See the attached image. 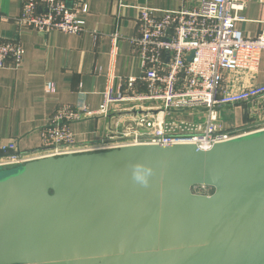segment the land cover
I'll use <instances>...</instances> for the list:
<instances>
[{
    "label": "water",
    "instance_id": "obj_1",
    "mask_svg": "<svg viewBox=\"0 0 264 264\" xmlns=\"http://www.w3.org/2000/svg\"><path fill=\"white\" fill-rule=\"evenodd\" d=\"M0 264H264V129L0 167Z\"/></svg>",
    "mask_w": 264,
    "mask_h": 264
},
{
    "label": "built area",
    "instance_id": "obj_2",
    "mask_svg": "<svg viewBox=\"0 0 264 264\" xmlns=\"http://www.w3.org/2000/svg\"><path fill=\"white\" fill-rule=\"evenodd\" d=\"M245 2L197 0L190 7L162 11L140 7L135 17L137 33L130 39L140 75L121 79L116 86L107 84L95 110L58 105L41 128L39 148L21 150L12 139L0 145V167L138 144H194L209 149L263 130L264 86L251 83L235 89L225 78L226 72L236 70L254 75L264 50V30L248 37L235 28ZM87 12L82 0H21L16 23L43 34L55 30L80 34ZM22 54L18 39H0V68L10 60L17 65ZM45 91L53 92L54 84L47 82ZM236 105L250 107L255 119L243 127H224L217 109ZM88 118L103 119L108 132L97 143H78L70 124ZM207 189L197 186L194 191L210 194Z\"/></svg>",
    "mask_w": 264,
    "mask_h": 264
},
{
    "label": "crops",
    "instance_id": "obj_3",
    "mask_svg": "<svg viewBox=\"0 0 264 264\" xmlns=\"http://www.w3.org/2000/svg\"><path fill=\"white\" fill-rule=\"evenodd\" d=\"M82 1L88 6L82 33L55 30L43 34L18 27L21 0H0V39H18L23 49L17 65L10 60L7 67L0 68V145L13 139L21 150L37 149L41 145V128L58 105H85L95 110L103 101L107 84L116 86L121 79L139 76L140 61L130 39L137 33L135 17L140 7L178 10L197 2ZM239 15L235 28L242 35L255 37L264 30V0H246ZM225 78L235 89L251 83L264 86V50L254 75L236 70L226 72ZM49 81L54 84L51 93L45 91ZM217 116L227 128L243 127L255 119L247 105L220 107ZM106 125L103 119L88 118L71 123L70 129L78 143H97L108 132Z\"/></svg>",
    "mask_w": 264,
    "mask_h": 264
},
{
    "label": "clouds",
    "instance_id": "obj_4",
    "mask_svg": "<svg viewBox=\"0 0 264 264\" xmlns=\"http://www.w3.org/2000/svg\"><path fill=\"white\" fill-rule=\"evenodd\" d=\"M138 180L143 181L145 184L147 183L146 179L143 176H137L136 177Z\"/></svg>",
    "mask_w": 264,
    "mask_h": 264
},
{
    "label": "trees",
    "instance_id": "obj_5",
    "mask_svg": "<svg viewBox=\"0 0 264 264\" xmlns=\"http://www.w3.org/2000/svg\"><path fill=\"white\" fill-rule=\"evenodd\" d=\"M207 190L209 191V193H211L213 191V189L212 188H209V187H208Z\"/></svg>",
    "mask_w": 264,
    "mask_h": 264
},
{
    "label": "rangeland",
    "instance_id": "obj_6",
    "mask_svg": "<svg viewBox=\"0 0 264 264\" xmlns=\"http://www.w3.org/2000/svg\"><path fill=\"white\" fill-rule=\"evenodd\" d=\"M11 167H13V166H10V167H6V168H11ZM4 168V167H3Z\"/></svg>",
    "mask_w": 264,
    "mask_h": 264
}]
</instances>
